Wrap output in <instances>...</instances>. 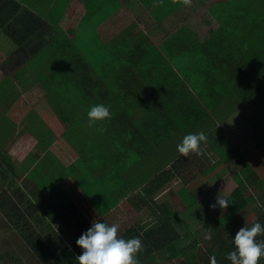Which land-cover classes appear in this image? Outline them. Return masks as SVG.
Returning a JSON list of instances; mask_svg holds the SVG:
<instances>
[{
	"label": "trees",
	"instance_id": "trees-1",
	"mask_svg": "<svg viewBox=\"0 0 264 264\" xmlns=\"http://www.w3.org/2000/svg\"><path fill=\"white\" fill-rule=\"evenodd\" d=\"M145 1L150 3V0ZM226 1L230 6L221 9L225 11V16L213 13L220 21V28L203 44L194 40L178 39L180 32L176 30L181 27L180 30L183 33L185 27L179 23L174 25L176 30L172 31L173 38L170 39L171 42H168V48L160 46L161 40L154 41L145 38L141 42L138 38L140 36H128L124 41V44L130 49L128 57L122 56L121 58L127 59L130 65L125 71V78H120L119 83L122 84V88H116L114 84H106L105 73L95 70L91 56L83 52L78 44H74L75 38L72 30L65 33L55 30L54 36L51 34L52 29L48 33L44 30V35H47L42 42L45 45L44 50L49 52L45 55L53 54V56L48 60L47 70H43L38 75L34 71L35 76H32L34 84L22 86L21 89L25 88L29 93L36 91L39 95L44 93L41 97L43 101L48 99V94L52 92L51 95L60 99L58 112L62 118L61 121H73L78 127V130L69 128V134H64L63 131L59 137L63 141L60 143L61 146H67L66 142H69L67 140L73 139L72 143L69 142L71 143L68 145L70 147L63 148V151L67 153L66 150L73 147L78 154L76 164L70 167L73 169V175L78 173L81 176L79 178L75 174L76 180H72V183H76L78 188L83 185L86 174L91 177L90 174L93 173L92 177H95L98 170L109 173L107 169L98 167L99 161L101 164L110 162L111 158L116 155L123 160L124 150H128L127 157L123 162H126L128 166L135 167L136 165L129 162L127 158L136 157L139 160L141 155L142 158L151 155L155 147L146 145L156 142L159 144V141L164 140V134H167L166 138L179 132L187 135L196 133L205 124L211 125V117L215 115L216 108L227 106V99L235 96L237 101L234 103L235 106L233 104L234 111L242 110L239 113L246 117V126L248 125L251 129L252 134L250 133V135H254V146L257 148L264 146V123L258 115L259 112L255 110L256 106L251 103L264 90V71L255 67L243 68L242 64H252L253 59L249 58H255L249 55V51L244 52L243 55H235L232 52L234 46L244 45L255 34L264 36V0ZM141 4L145 6L142 1ZM247 4L251 5V9H246ZM256 4L262 5V8H258L260 10L258 14H255L258 12L254 6ZM155 19L156 26H163L159 23L162 22L160 18L155 16ZM244 22L245 24L252 23L246 27L247 31L251 33L250 39L237 25ZM162 34L160 33V35ZM50 38H54L51 43H49ZM96 44L97 50H99L98 47L101 43ZM152 48L157 51L161 50L163 53L164 51L171 52L172 57L177 56L176 60L172 61L164 54L165 72L160 64L153 65L142 62L143 59H146L141 56L142 51L145 53L146 49L150 51ZM197 51L205 54L200 58L196 55ZM181 57H185V59L181 61ZM185 60L186 62H184ZM54 62L56 64L53 68L51 65ZM135 64L139 69L136 67L132 70ZM147 64L154 67L141 66ZM178 65H183L181 70L177 67ZM57 66L58 69L55 68ZM38 78L42 82L46 81L47 86L36 87ZM61 88H65V90ZM118 90L123 91L119 94ZM96 104H104L109 107L110 118L92 125L88 121L87 112L91 106ZM34 106V103L29 102L25 104L24 109L32 110ZM37 106L41 107L44 112L52 111V108L55 109V106L52 107L49 103L38 102ZM228 108L230 109V106ZM141 114L145 118L151 119L144 121ZM231 116L224 115L226 124L223 129L233 140L235 138L234 131L229 125ZM261 136L262 138L259 139ZM260 140L263 141L260 142ZM52 142V140H43L45 145ZM76 147L80 148L81 153ZM86 147H94V150ZM47 148L34 147L33 154L39 157L41 152ZM121 148H123L122 152L119 150ZM229 148H227L228 156L232 154ZM81 157H85V160H82ZM0 162L2 164V166L0 165V227L5 226L3 220L12 226L31 252L38 256L40 264H77L76 257L81 254L82 250L77 246L76 241L86 231L83 226L77 227V231L73 229L76 232L72 237L66 230L60 228L62 225L72 224L73 211L68 217L66 200L52 201L53 198L49 197L51 194L47 188L49 180L42 175L45 169L33 168V172L27 173L26 169L28 168L23 167L21 173H18L10 163L7 151L0 152ZM79 162H82V165H79ZM89 162H93V164L87 167ZM221 162L218 165L209 166L205 171L212 173L222 164ZM84 168L87 169L83 170ZM163 173L164 175L157 178L153 190L149 191L150 194L160 191L166 185L169 174L168 172ZM63 176L60 175L59 178L62 179ZM49 177L51 179V176ZM65 177L67 179L69 176ZM235 178L239 185L227 198L230 205L228 208L221 209L218 206V212L207 215L203 210L202 199L190 188L196 184L191 183L185 187L190 190L189 193L181 192L180 194L184 195L182 200L184 199L186 204L185 210L181 214H176L174 209L167 205L164 211L166 217L158 218V223L152 229L142 231L141 228L130 225V228L121 237L125 239L139 237L141 239L143 250L137 257L139 264H150V262L154 263L158 260L167 264H210L209 258L213 255L216 257L217 264H231L226 256L234 250L232 240L241 223L247 219L250 220L251 217L256 219L252 225L256 222L264 224V181L258 185V188L263 192V200L259 201L253 196L247 195L243 181L238 177ZM92 180L94 179L92 178ZM103 182H106V185L101 184L100 187L102 185L103 187L102 189L99 187L98 191L103 192V189L111 184L109 191L105 190L104 192L113 196L115 192L112 190L114 189L112 177H107ZM46 189L49 193L45 192ZM77 191L74 192L76 196ZM92 191L93 189L84 193H92ZM69 203L75 202L69 200ZM248 207L251 208V212L246 215L245 219H241ZM36 225L45 226V240L51 234L52 227L54 230H58L56 232L60 234L58 249L53 251L50 244H44V246L43 241L37 240L34 233ZM248 226L250 225L248 224ZM183 229L186 231L185 233ZM0 231L2 232L1 229ZM260 237H262L261 240H264V235ZM1 238L5 244L3 232L0 234V240ZM69 241H72L74 251L68 246L67 242ZM20 246H15L16 252L22 248ZM0 252L2 260L13 257L14 253L12 249L7 250L3 246H0ZM261 264H264V260H261Z\"/></svg>",
	"mask_w": 264,
	"mask_h": 264
},
{
	"label": "crops",
	"instance_id": "crops-1",
	"mask_svg": "<svg viewBox=\"0 0 264 264\" xmlns=\"http://www.w3.org/2000/svg\"><path fill=\"white\" fill-rule=\"evenodd\" d=\"M141 1L145 6L141 4ZM218 1L219 0H150V3L148 4L145 0H0V67L10 71L0 84L6 82L8 78L11 80V86L8 90L2 91L1 99H3L2 104L4 105H6L5 100L10 99L8 105H13L9 109L12 114L11 116L14 118V120L11 121L13 132L10 135L12 138L7 141L4 138L1 139L0 136V140L9 147L8 150H5L7 151L8 159L12 156V152H14V154H17L15 157L16 160L18 159L17 162L31 161L36 168L39 167L41 170L45 169V172L42 174L43 176H51L53 187H47L51 193L49 197L53 198L52 201L66 200L68 205V217L73 211L72 215L74 218L71 220L72 224L69 223L65 226H60V228L67 231L68 235L73 237L77 231L76 228H79L80 226H83L84 231H87L92 222L97 220L109 225L113 223L119 224L120 236L130 228V225H135L136 227L141 228L142 231H148L158 223V218L166 217L164 211L167 205H170L176 214H181L182 211L178 210H182V205H184V207L186 206L183 201L184 199L182 200L184 195H180L182 189H185L186 185L191 183H195V186H197L196 178L187 180L184 186L178 191L172 189L175 188V185H172V183L174 179H178V176L173 180L171 179L174 175H178V171L182 170L184 167H186L184 168V171H193V168L200 166L202 158L199 161L190 157L189 160H192L190 162L192 164L190 165V163H187V161L184 160L186 157L182 158L183 155L180 157V153L177 151L179 156H176L175 160L180 157L177 164L173 165L171 163L166 165L161 172L154 175L153 179H138L140 186L135 189H129L130 187L127 180L131 177H125V164L121 157L116 155L111 158L110 162L107 161L106 163L104 162L101 164V161H99L98 163V167L107 169L109 172L108 174L101 170H98V172L95 173V177H92L93 173L90 174L91 178L97 179L100 182V185L105 184L106 182H103V180L111 176L114 181V185H112L114 186V189H112L115 192L114 195L109 196L107 192H100L96 189L93 190L92 193H84L85 197H81L83 193L76 196L74 192L79 188L76 183H72V180L76 177L69 176L66 179V177L63 176L61 179L58 177L54 178V175L59 169L70 168L71 165L76 164L78 154L73 147L66 150L67 153L63 151V148L70 147L68 145L72 143L73 139L67 140L71 142H66L67 146H61L60 143L63 141L59 137L63 131L65 134L68 133L69 128L78 130V127L73 121H61L62 118L58 112V105L60 103L59 97H56L54 100L57 107L55 106V109L52 108V111L44 112L41 110V107L37 106L38 102L41 104L43 102V99L39 98L42 97V95H38V97L26 95L23 97L19 93L22 86H29L28 84L25 85L22 79H19L21 76V72L19 73V71H27L26 68L30 69L29 72L36 71L27 66L32 65L33 57L37 53L45 51V45L42 40L47 34L44 35V30L48 33V31L52 29L53 31L51 34L54 36L56 34V32H54L56 29L54 28L59 27L58 24L62 23V27L57 29H60L63 33L72 30L71 32L74 33L73 36L75 38L77 29L81 28L79 26L80 24H90L93 28L92 37H95L96 43H101L98 47V54L100 56H105L103 63H100L99 69L96 68L93 60H91L94 64L95 70L105 73L104 80L107 85L114 84L116 88H122V84L119 83L120 78H125V71L130 65L127 59L121 58L122 56L128 57V51L130 49L124 44V41L128 36H140L138 38L141 42L145 38L153 39L154 41L161 40L160 46L163 47L165 45V47L168 48V42H171L170 39L173 38L172 31L176 30L174 25L179 23L185 27L183 31L184 34L180 30L181 27L176 30L180 32V36L177 37L178 39L188 41L194 40L203 44L220 28V21L213 13H216L218 16L220 14L225 16V11L221 9L230 6L229 2L226 0ZM182 2H184V4H182ZM155 16L162 20V22L159 23L163 26L159 27L155 25ZM157 33L163 34L160 35ZM50 39L49 43L53 42L54 38ZM263 39V35L257 36L255 34L250 41L244 43V45H252L249 55L255 57L252 58V64L248 63L246 65L247 67L252 66L264 71ZM257 48H259V51L256 53L254 51ZM82 51L84 52V50ZM164 54H166L167 58L172 59L173 54L171 52L164 51L163 53V51H157V49L153 48L150 49V51L146 49L145 53L142 51L141 56L146 58L143 59L142 62L151 63L153 65L160 64L164 69L163 72H165L166 59ZM108 55L110 57L109 59ZM240 55H243V53ZM135 66L137 67L138 65ZM141 66L145 68L154 67L149 64ZM182 66L183 65H178L177 67L181 70ZM137 68L139 69V67ZM43 70H47V68L44 67L41 71ZM28 76L31 75H25V77ZM36 83L38 84L36 87H43L38 80ZM13 86L17 88L18 92L14 93L11 91ZM119 91L120 90H118V93L120 94ZM262 93H264V90ZM29 102L34 103L35 106L32 110H25V104ZM228 106L229 103L225 107H220V109L215 112V115H212L211 125L205 124L202 128L196 131V133L203 132L206 137V140L201 144V147H215L211 153H214V156H218L217 162L223 161L221 163H224L225 166L226 164L229 165V163L241 164L242 167H239V171L233 175L234 180L237 181L235 177L240 178L243 181L244 186H246L247 193L257 192L255 194L256 200L262 201L263 192L258 188V185L261 181H264V146L262 148L254 146V135H250L251 129L248 125L246 126V131L242 132L243 139L240 136V130L235 127H232L231 129L234 131L233 135L235 138L233 140L229 138L228 134L223 129L226 124L224 115L231 114ZM255 110H258L257 106L255 107ZM257 112H259L258 115L264 123L263 110L259 109ZM16 116L19 117L15 119ZM20 123L23 125V128L17 129V126H19ZM3 126H0L1 130L3 129ZM166 135L167 134H164V140L159 141V144H156V142L146 146L155 147L153 152L155 150L161 151L162 147H168V144L171 142L175 143L177 146L185 136L182 132L175 133L173 134L174 136L171 135L172 137L169 138H166ZM210 136H214V139L211 141L208 139ZM261 138L262 136L260 139ZM158 139L160 140V137ZM251 139H253V141H251ZM43 140H52L53 142L45 145ZM263 140H260V142ZM12 147L19 148H13V151L11 152L10 149ZM34 147L48 148L45 151H42L38 157L37 155H34L33 152L29 151V149H33ZM228 147L231 148L229 150L232 152L229 156L227 155L229 152L227 150ZM207 152L209 153V151ZM202 153L203 152L200 151L199 155L194 154L193 156H196L199 159L202 157L201 155L208 154ZM81 159L85 160L82 157ZM172 166L174 168L170 170L169 168ZM20 167L23 168L24 166L20 165ZM163 172H168L169 174L166 185L160 191L150 194L149 191L153 190L157 183V178L164 175ZM135 174H131V176L134 177ZM162 179L161 181H163ZM102 187L103 185L100 189H102ZM45 192L49 193L47 189ZM54 194L55 196L62 194V196L60 198H55ZM74 197L77 198L74 199ZM77 199H83L90 203L84 205L85 203L82 201L79 202ZM69 200H72L75 203H69ZM248 209L251 210V208L248 207L246 211ZM245 215L246 214L243 213L241 219H245ZM254 220L256 219L250 217V220L247 219V221L245 220L246 222L244 221L241 223L239 229L248 226V224L250 225L248 227H251ZM35 229L39 232L38 236L35 234L37 240L43 241V245L50 244L53 251L58 249L60 243V234L56 233L58 230H54L52 227L51 234L45 240V226L36 225ZM73 229H76V231ZM2 232L4 240L6 241L7 237L16 236H18L20 241H23L22 237L14 229L13 232L16 235L11 234L10 231L5 232L2 230ZM185 232L186 231H184V233ZM259 239H262V237H259ZM67 243L70 249L74 251L72 241ZM22 244L21 247H25L24 243ZM3 247L6 249L10 248L14 252L13 257L4 258L6 264H27L22 257L18 256L21 252H16L15 246L4 245ZM23 251L26 252L24 249ZM35 256L37 258L34 263L29 262V264H40L38 256ZM24 257L26 258V256ZM4 260L0 258L1 264H4ZM162 262L163 261L159 260L158 264H161Z\"/></svg>",
	"mask_w": 264,
	"mask_h": 264
},
{
	"label": "rangeland",
	"instance_id": "rangeland-1",
	"mask_svg": "<svg viewBox=\"0 0 264 264\" xmlns=\"http://www.w3.org/2000/svg\"><path fill=\"white\" fill-rule=\"evenodd\" d=\"M221 1V0H219ZM218 1V2H219ZM239 3V2H238ZM250 4H247V8L246 9H251L250 8ZM257 9V13L258 14L260 12V10L258 8H262L261 4H256L254 5ZM237 8V6H236ZM240 10H244V9H240ZM246 10V11H248ZM254 14V13H253ZM256 16V15H255ZM252 23H248L245 24V22L243 24H237L239 29H243L244 33H246V37H250L251 33L249 31H247L246 27L249 26ZM62 23H59L58 26L62 27ZM93 25V24H92ZM95 25V24H94ZM81 28L77 29V33H76V37H75V42L74 44H78L80 46V48L82 50H84V52H86L87 55L91 56V59L93 60L95 66L97 69L100 68V63H103L105 56H100L99 50H97V44H96V40L95 37H92V33H93V28L90 24H80L79 25ZM53 27V26H52ZM57 27V28H59ZM85 27V28H84ZM54 28L56 30L61 31L60 29ZM160 34V33H157ZM254 37V36H253ZM262 43H264V39L262 40ZM39 44V42H38ZM48 44V43H47ZM35 46V45H34ZM165 46V45H164ZM234 51L232 50L233 54L235 55H240L244 52H248L251 50V47H249V45H236L234 46ZM254 48V47H253ZM48 50V49H46ZM259 48H257L254 52H258ZM102 53H104L103 51H101ZM46 51H42L40 53H37L34 57H33V62L32 65H29L27 67H31L33 69H35L37 75L42 71L41 69L44 67L49 66V62L48 60L53 56V54H49V55H45ZM205 53L196 52V55H198L200 58L204 55ZM109 55H108V59H109ZM177 58V56H173L172 57V61H175ZM185 59V57H181V61H183ZM250 60H252V58H249ZM187 60V58H186ZM186 60L184 62H186ZM140 61V59H139ZM56 64V62H54L51 66L54 68V65ZM137 65V64H135ZM133 65V70L136 69V66ZM242 66L245 69H249V68H253L252 66L247 67L246 64H242ZM138 67V66H137ZM57 68V67H55ZM59 68V67H58ZM110 68V67H109ZM256 68V67H255ZM27 71H19V73L21 72V76L19 79L23 80V83L26 84H34V78L32 76H35L34 71H30V69L26 68ZM10 71H7V69H3L0 67V82L9 74ZM26 74H30L31 76L25 77ZM33 82V83H32ZM38 82L41 83V85L43 86H47L45 84L46 81L43 80V82L38 78ZM37 84V83H36ZM38 85V84H37ZM11 86V80L10 78H8V80L6 82H3L0 84V126H3V129H0V136L4 139H6L7 141L10 140L12 138V136L10 135L13 132V126L11 121L14 120V118L11 116V111H10V107L13 106L12 104L8 105L10 102V99H6L5 100V104H2L3 99H1V95H2V91L3 90H8V88ZM63 90H65V88H61ZM69 90V89H67ZM11 91H13L14 93L18 92L17 88L15 86H13V88L11 89ZM120 94L122 92V90L119 91ZM21 96H31V97H38L39 93H37L36 91H33L32 93H29L28 90H26L25 88H22L19 91ZM52 92H50V94H48V99L43 101L42 103H49V105L51 104L52 106H56L55 104V96L51 95ZM44 94V93H43ZM42 94V96H43ZM41 98V97H40ZM237 101V97H232L227 99V103H229L230 106V113L232 114L231 116V121L229 122V125L231 127H235L236 129L240 130V136L242 138V132L246 131V117L244 115H242L239 112H235L234 111V106H235V102ZM251 103L254 106H257V109H261L264 112V93H259L258 96H256ZM2 104V105H1ZM234 104V106H233ZM239 105H241L239 103ZM57 107V106H56ZM220 109V108H216V111ZM257 110V111H258ZM8 112V113H6ZM141 113V112H140ZM229 113V114H230ZM230 114V115H231ZM141 117H143V120H150L147 119L143 116V114L140 115ZM19 117L16 116L15 119ZM19 128H23V125L17 126V129ZM91 130V128H90ZM89 130V132H90ZM264 138V137H263ZM209 141H211L212 139H214V136H210ZM243 139V138H242ZM260 139V138H259ZM251 141H253V139H251ZM11 143V142H10ZM211 146V145H210ZM9 147L6 146V144H4L1 140H0V152L8 150ZM13 148L18 149L19 147H12L10 149V151H13ZM23 148V147H22ZM78 152L81 153V150L79 147H76ZM86 148H90L91 150H94V147H86ZM215 147H200V151L203 152L202 154H206L208 153L207 151H209V153L207 155H201L202 157H200L199 159L196 156H193L194 154H189L184 160L187 161V163H190L192 160H189L190 157H192L193 159L196 160H201V164L200 166H197L195 168H193L194 170L192 171H184V167L182 170L178 171V175L174 176L171 180H173L175 177L178 176V179H174L172 185H175L174 189L175 191H178L179 189H181L185 182L187 180H191L196 178V182H197V186L193 185L190 188L192 190H194L196 193V195L199 194L200 199H202V206H203V210L207 213V215H209V213H216L218 212L217 207L215 209L210 208V205L215 203L216 197L219 193H221V197L227 199L231 193L238 187V183L237 181L234 180L233 175H235L236 172L239 171V167H242L241 164H233V163H229V165L223 163L221 165H219V167L217 169H214V171L212 173H208L206 170V168H208L209 166L212 165H218L219 162H217L218 160V156H214V153H211L214 150ZM85 149V148H84ZM231 149V148H229ZM51 150V149H48ZM120 152L123 151V148L119 149ZM30 152H33V149H29ZM12 156L9 157V161L10 163L13 164L14 168L16 169V172L21 173L22 168L21 166L24 167H28L27 173L33 172L32 169L36 168L33 163H31V161H18L16 160V156L17 154H14V152H12ZM128 154V150H124V154H123V160L126 159ZM181 157V154H179ZM177 153V146L175 143L171 142L168 144V147H162L161 151L160 150H155L153 152V154L151 156H147L145 158H142V155L140 156L141 159H137L136 157H128L127 159H129V162L134 163L136 166L131 167L128 166V164H126V162L124 163L125 167V177H131L129 180H127V182L129 183V189H135L136 187L140 186L138 179L140 180H147V179H153L154 175L158 172H161L162 169L168 165V164H177L178 160H180L179 158L175 160L176 156H179ZM185 156H182V158H184ZM85 158V157H84ZM89 160V159H88ZM174 162V163H173ZM93 162H89L87 164V167L92 166ZM192 163H190L191 165ZM0 165L2 166L1 162ZM79 165H82V162H79ZM235 165V166H234ZM190 167V166H189ZM188 167V168H189ZM174 167H170L169 169H173ZM37 169H39V167H37ZM87 168H84L83 170H86ZM4 170V169H3ZM119 170V168H118ZM117 170V171H118ZM73 169L71 168H66V169H61L59 170L55 175L54 178H59L60 175H64V176H71V177H76L78 176L79 178H81V176L78 173H75L73 175L72 174ZM127 171V172H126ZM26 172V171H25ZM136 173V174H135ZM131 174H135L134 177L131 176ZM49 181L47 182L48 187H53V182L51 181L50 177L47 176L46 177ZM243 178V177H242ZM235 181V182H234ZM100 182L97 179L92 180V178L86 174V176L84 177V183L82 186H80V188L77 191V196L81 193H83L82 196L85 197L84 192L85 191H89L91 189L93 190H99L100 187ZM108 186H106L103 189V192L105 190L109 191V188L111 187V184H108ZM246 187V186H244ZM42 191V190H41ZM40 191V192H41ZM189 189H183L182 193H189ZM255 192V191H253ZM42 193V192H41ZM40 193V194H41ZM255 193L249 192L247 195H251L253 196L255 199ZM55 196V194H54ZM62 194L55 196V198L57 197H61ZM79 202H83L86 204H89V201H85L83 199H77ZM177 202V200H176ZM175 202V203H176ZM182 210H178V211H183L185 209L184 205H182ZM251 212L250 209H248L247 211L245 210L244 214L248 215ZM115 214V213H113ZM245 215V216H246ZM3 224H5V226H1L0 229L4 230L5 232L10 231L11 234H15L13 232V227L10 226L5 220H3ZM184 232V229H183ZM34 233L36 234V236H38L39 232L37 231V229L34 230ZM0 234H2V232L0 231ZM16 235V234H15ZM22 243L25 244V247H22L26 252H23L22 248L19 250L21 251L20 254H18L19 257H22L24 259V261H26L27 264H29V262L34 263L35 259L37 258L35 256V254L33 252H31V250L27 247L26 243L24 241H20V239L18 238V236L16 237H7V241L5 242V244L2 242V238L0 240V246H4V245H11V246H20L23 245ZM21 247V246H20ZM206 248V247H205ZM10 248H8L7 250H9ZM209 250V248H206ZM2 255V253L0 252V256ZM26 256V258L24 257ZM159 262V260H158ZM158 262H155L154 264H158ZM4 264L5 260L3 261ZM151 264V263H150ZM163 264V262L161 263ZM167 264V263H164ZM172 264H179V263H172Z\"/></svg>",
	"mask_w": 264,
	"mask_h": 264
},
{
	"label": "clouds",
	"instance_id": "clouds-1",
	"mask_svg": "<svg viewBox=\"0 0 264 264\" xmlns=\"http://www.w3.org/2000/svg\"><path fill=\"white\" fill-rule=\"evenodd\" d=\"M90 124L96 125L110 118L109 107L96 104L87 112ZM203 132L190 133L184 136L177 145V151L187 157L189 154L200 153V147L205 142ZM228 208L229 201L219 193L215 203L210 208ZM120 226L111 225L99 220L93 221L90 228L82 233L76 244L82 250L76 257L77 264H139L138 255L143 250V243L139 237L125 239L119 235ZM264 235V224L254 223L251 227H241L233 237L234 250L229 252L226 259L231 264H261L264 260V240L259 239ZM210 264H217L216 257L210 258Z\"/></svg>",
	"mask_w": 264,
	"mask_h": 264
}]
</instances>
